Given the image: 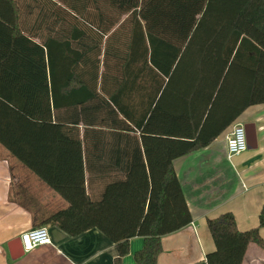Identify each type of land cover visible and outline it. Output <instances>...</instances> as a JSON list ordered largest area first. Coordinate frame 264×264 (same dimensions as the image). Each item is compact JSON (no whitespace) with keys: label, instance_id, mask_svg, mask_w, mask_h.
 Segmentation results:
<instances>
[{"label":"trees","instance_id":"obj_1","mask_svg":"<svg viewBox=\"0 0 264 264\" xmlns=\"http://www.w3.org/2000/svg\"><path fill=\"white\" fill-rule=\"evenodd\" d=\"M258 104L264 0H0V144L66 202L47 221L101 231L111 264L135 236V263L157 264L191 221L172 161ZM206 222V264L264 251V203L245 231Z\"/></svg>","mask_w":264,"mask_h":264},{"label":"crops","instance_id":"obj_2","mask_svg":"<svg viewBox=\"0 0 264 264\" xmlns=\"http://www.w3.org/2000/svg\"><path fill=\"white\" fill-rule=\"evenodd\" d=\"M238 123L254 124L255 147L228 156L226 137ZM172 164L191 221L161 237L157 264H206V254L214 250L208 218L231 212L238 230L258 226L264 203V104L247 107L207 146L174 159ZM66 206L61 196L0 144V264H111L117 251L101 231L91 228L72 236L47 221ZM40 225L47 227L51 243L28 252L20 248L22 255L13 259L10 243ZM258 232L264 239V227ZM142 243L140 236L130 238L129 252L121 264H136L133 255ZM19 244L22 247L20 239ZM242 264H264V251L250 243Z\"/></svg>","mask_w":264,"mask_h":264},{"label":"built area","instance_id":"obj_3","mask_svg":"<svg viewBox=\"0 0 264 264\" xmlns=\"http://www.w3.org/2000/svg\"><path fill=\"white\" fill-rule=\"evenodd\" d=\"M247 137L243 123L234 125L226 137V151L228 156L237 155L247 150ZM22 250L28 252L37 246L50 244V236L46 226L33 227L20 234Z\"/></svg>","mask_w":264,"mask_h":264},{"label":"water","instance_id":"obj_4","mask_svg":"<svg viewBox=\"0 0 264 264\" xmlns=\"http://www.w3.org/2000/svg\"><path fill=\"white\" fill-rule=\"evenodd\" d=\"M244 128L246 131V137H247V149H252L255 147V127L253 123H246L244 124ZM10 253H11V257L13 259L18 258L22 255V251L20 250V244H19V239H15L13 240L10 245Z\"/></svg>","mask_w":264,"mask_h":264}]
</instances>
